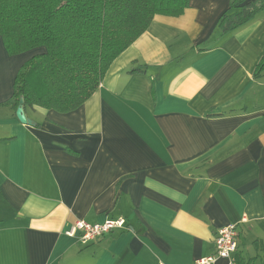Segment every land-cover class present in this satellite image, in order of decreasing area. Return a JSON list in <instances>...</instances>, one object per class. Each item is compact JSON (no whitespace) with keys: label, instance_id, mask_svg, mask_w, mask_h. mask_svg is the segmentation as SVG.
Returning a JSON list of instances; mask_svg holds the SVG:
<instances>
[{"label":"crops","instance_id":"1","mask_svg":"<svg viewBox=\"0 0 264 264\" xmlns=\"http://www.w3.org/2000/svg\"><path fill=\"white\" fill-rule=\"evenodd\" d=\"M228 4L155 15L78 108L25 109L34 125L3 104L30 52L0 37V264H198L229 223L236 264H264V10L222 34Z\"/></svg>","mask_w":264,"mask_h":264},{"label":"trees","instance_id":"2","mask_svg":"<svg viewBox=\"0 0 264 264\" xmlns=\"http://www.w3.org/2000/svg\"><path fill=\"white\" fill-rule=\"evenodd\" d=\"M215 28L240 29L264 10V0H228ZM189 0H0V37L10 55L30 52L8 101L24 110L69 112L99 86L115 58L157 15L178 16ZM264 75V53L253 78ZM238 263V262H237Z\"/></svg>","mask_w":264,"mask_h":264},{"label":"built area","instance_id":"3","mask_svg":"<svg viewBox=\"0 0 264 264\" xmlns=\"http://www.w3.org/2000/svg\"><path fill=\"white\" fill-rule=\"evenodd\" d=\"M125 219H106L103 222L89 223L85 220H76L66 231L67 235H76L81 243H87L116 228L124 227ZM238 246L237 223H229L217 229L214 237V252L206 257H201L198 264H214L221 258L227 260V264H236L234 253Z\"/></svg>","mask_w":264,"mask_h":264},{"label":"water","instance_id":"4","mask_svg":"<svg viewBox=\"0 0 264 264\" xmlns=\"http://www.w3.org/2000/svg\"><path fill=\"white\" fill-rule=\"evenodd\" d=\"M15 116H16L17 120L22 124H27V125H34L35 124L31 121V119L27 118L25 115L23 97L19 98L18 106L15 109Z\"/></svg>","mask_w":264,"mask_h":264}]
</instances>
